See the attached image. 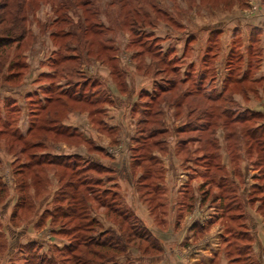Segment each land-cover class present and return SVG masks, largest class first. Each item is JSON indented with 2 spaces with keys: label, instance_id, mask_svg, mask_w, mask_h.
Here are the masks:
<instances>
[{
  "label": "rangeland",
  "instance_id": "374dc122",
  "mask_svg": "<svg viewBox=\"0 0 264 264\" xmlns=\"http://www.w3.org/2000/svg\"><path fill=\"white\" fill-rule=\"evenodd\" d=\"M262 9L264 0H28L26 39L0 74V264H150L185 255L190 233L210 226L227 264H262L263 52L242 28L224 48L223 31L199 35L194 21L223 14L252 27ZM167 26L196 27L179 41L187 59L160 37ZM130 75L140 81L126 95ZM142 226L147 242L134 237ZM105 239L129 250L91 244Z\"/></svg>",
  "mask_w": 264,
  "mask_h": 264
},
{
  "label": "crops",
  "instance_id": "0c3cea01",
  "mask_svg": "<svg viewBox=\"0 0 264 264\" xmlns=\"http://www.w3.org/2000/svg\"><path fill=\"white\" fill-rule=\"evenodd\" d=\"M237 10H236V13H237ZM232 11H234V10H232ZM236 13H235V15H237ZM207 17L209 19H206L203 21V22H208L205 24L199 19L196 20L197 17L194 20L197 24L200 23V26L202 28H204L206 31V32L199 33V35H207V33H208L207 36L209 37V35L215 34L217 32L216 30L223 31V38L222 39H224V42L222 45L224 48H226L225 44H226L227 39L230 41L231 35L235 31V30L233 31V29L242 28L243 30H242V34H241L242 37L241 38L245 41H248L249 39H251L252 40V46H251L252 49L256 50V52H258V50H259V52H263V57H264V10L263 9H262L260 20L254 21L251 24L252 27H250V26L246 27V24L248 23V21H246L245 19H244L245 21H243V22L237 21L235 19V20L230 21V24H229V22H228L229 20H227L228 17L226 15H223V14H220L216 18L212 15H208ZM222 18H224V19H222ZM232 18H234V17H232ZM186 23H187L186 21L182 22L183 25ZM167 28L164 27V30L162 31L160 37L162 36L163 38H165V37L167 38L168 36H170L171 39L174 40L172 42H177V48L175 49V53L176 54L178 53V55H176V56H178V59L180 57L187 59L188 58V50H187L188 47H185L184 44H182V46H181L179 41H181L182 39H184L185 41L190 39L193 32L195 33L194 29L196 27L192 29L193 32L188 31V30H190V28L185 29V32L182 35H179L180 33L174 31L169 26H167ZM225 30H226V32H225ZM252 31H253V33H252ZM235 33H237V31H235ZM168 42H171V40H169ZM167 45L173 46L174 44L167 43ZM204 45H203V47H204ZM174 46L176 47V44ZM203 47L201 48V50L203 49ZM162 52L164 54H167L170 51H167L166 48L165 49L163 48ZM223 53H224V56H228V55H226V54H228V53H226V51H224ZM251 54H252V52H251ZM128 55L130 57L132 54H128ZM178 59H176V60H178ZM222 66H224L223 63H222ZM117 67L119 69L122 68L119 65ZM98 68H99L98 72H100V73L102 72V76H104L105 72H109L108 68L104 67L103 65L98 66L97 69ZM133 71L136 72L135 69ZM259 71H260V74H262V75H258L257 78H264V66L261 67V69ZM97 76H99V75H97ZM102 76L101 75L99 76L101 80L104 79V77H102ZM130 76H131L130 79L132 80V82H131L132 84L129 83V86H128L129 91L127 92L126 95H130V94L134 93L136 91L135 84H137L140 81L136 77L133 78L132 75H130ZM110 93L114 97H116L114 94L118 93V92L115 90V92H113V93L110 92ZM263 98H264V96H263ZM236 99H237V97H236ZM237 100H239V97ZM262 108L264 109V102L262 103ZM71 124L72 123H70L69 126H72ZM94 131L98 136L100 135V133L97 130H94ZM106 134L102 136V138H103L102 141H103V143H107V145H108L109 141H110V138H109L110 136H109V134L106 136ZM96 162L102 164V162H100L98 160H96ZM107 167L110 168V166H107ZM112 167H113V165H112ZM140 208L141 209H139L138 213H137L138 216L142 220H144L147 224H149L148 223L150 221L149 212L144 207H140ZM189 216H187V218H189ZM184 219H186V218H184ZM209 228L210 229H208V230H205V229H204L205 231L203 230L205 233L202 235V238H195L193 233H190V236L187 238V240H189L188 242H190V244L191 243L192 244L186 246L185 250L183 251L185 255L180 256V257H175L173 255L174 257H171L169 255H166L167 253L166 254L164 253V256L162 258L156 259V260L153 259L152 262L150 261V264H215L216 261L218 262V264H227L226 263V255L224 252H222V249H221L222 244L219 241L220 237L216 233L217 231H215V230H217V228L216 227L211 228V226ZM252 229H253V227H252ZM187 230H188V227L186 228V231ZM221 233L222 232L220 231L219 234H221ZM187 240L185 242H187ZM255 240H256V247H257L256 254H257L258 260L260 262L263 261L262 264H264V256H263L264 254H263L262 250L259 251V249H262V247H263L262 243H260V242H262V239L260 240V235H256ZM179 242L181 243V241H179ZM179 242H177V244H179ZM261 254L263 256V257H261L262 261L259 257ZM148 263H149V261H148Z\"/></svg>",
  "mask_w": 264,
  "mask_h": 264
},
{
  "label": "trees",
  "instance_id": "16d2710c",
  "mask_svg": "<svg viewBox=\"0 0 264 264\" xmlns=\"http://www.w3.org/2000/svg\"><path fill=\"white\" fill-rule=\"evenodd\" d=\"M27 1L28 0H0V74L3 70L4 64L6 62V60L4 59V57L6 55V51L14 43H18L21 41L23 42V40L26 39V35L23 34V31H24V15L23 14H24V11L26 8ZM20 32H22V33H20ZM101 47H102V49H105L107 47V44H104ZM97 58H98V55H97ZM175 61H177V60L176 59L173 60V62H175ZM162 62H165V60L162 59ZM118 69L119 68L117 67L116 69L115 68L112 69V71L115 70V71H118L120 73L121 71H120V69L119 70ZM11 76H13L15 78V77H17V74L16 75H10V77ZM118 77H120V76H118ZM95 80H97V79H95ZM76 96L80 98V95H76ZM110 96L112 97V99H116L111 93H110ZM87 161L90 163L89 166L92 169L102 170V171H110L112 173H115V170L104 167L102 164L96 162V160L87 159ZM58 162L61 163L60 160L57 161V163ZM40 164H43V163H40ZM40 164L38 163V161H36V163H32L33 166H37ZM52 164H54V163H52ZM86 181L87 180H83L82 182L87 183ZM136 221H138L141 225V220H139L137 218ZM143 228H144L143 226L140 227V229L134 233L135 234L134 237L138 238L139 240H145L147 242L151 236H150V233L147 234L145 231L146 229L145 228L143 229ZM142 231H144V232H142ZM112 241L113 240H111V239H105L102 241L97 240L95 242H91V244L92 245L94 244L95 247H97L103 251H111V252L116 253V254H121V253L123 254L125 250L126 251L129 250L126 245L122 246V245H119L118 243H116V241H113V243H112ZM152 244H153V245H151L152 250H155L156 252L161 251L160 250L161 248H160V246L156 240H154V243H152ZM92 245H89V246H92ZM84 246L87 247V245H84ZM72 247H70L71 249L69 248L70 252L74 251V250L78 251V249H77L78 246H75L74 250H72ZM249 250L250 249H247L244 251L245 262L250 259V255H248V253L250 252ZM87 254L90 255L91 251H87ZM95 254H97V256H98V253H95ZM263 254H264V252H263ZM93 255H94V252H93ZM140 257L144 258L143 256H140ZM110 258H111V260L114 259L113 257H109V259H106L105 261L107 263H111L109 261ZM64 260H67V259H64ZM142 260L143 259H141V261ZM257 261L260 262L258 259H257ZM50 263H52V262H50ZM67 264H70V262L67 261ZM80 264H84V263H80Z\"/></svg>",
  "mask_w": 264,
  "mask_h": 264
}]
</instances>
